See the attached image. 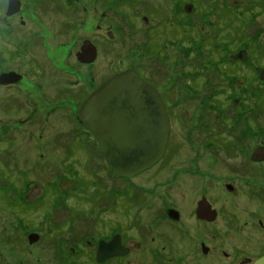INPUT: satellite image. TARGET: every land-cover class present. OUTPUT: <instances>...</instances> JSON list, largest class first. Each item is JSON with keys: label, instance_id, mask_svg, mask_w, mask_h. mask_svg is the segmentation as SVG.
I'll return each instance as SVG.
<instances>
[{"label": "rangeland", "instance_id": "374dc122", "mask_svg": "<svg viewBox=\"0 0 264 264\" xmlns=\"http://www.w3.org/2000/svg\"><path fill=\"white\" fill-rule=\"evenodd\" d=\"M6 1L0 0V70L25 78L0 87V199L1 192L23 193L25 181L44 185L37 192L53 195V208L67 215L63 226L76 228H62L63 236L75 232L83 247L85 236L120 228L128 241L142 239L144 248L126 264H247L264 254V159L250 158L264 146V0H20L12 16ZM187 2L190 12L183 11ZM84 39L97 47L91 64L74 58ZM244 48L246 61L231 57ZM126 69L164 95L175 136L157 164L119 178L75 113L95 87ZM60 177L76 188L59 190ZM203 196L217 210L212 222L194 214ZM39 218L48 234L53 219ZM21 221L0 206V233L22 232ZM11 243L0 249L13 264L76 261L52 247L32 246L30 259L17 256L4 246Z\"/></svg>", "mask_w": 264, "mask_h": 264}, {"label": "water", "instance_id": "95a60500", "mask_svg": "<svg viewBox=\"0 0 264 264\" xmlns=\"http://www.w3.org/2000/svg\"><path fill=\"white\" fill-rule=\"evenodd\" d=\"M18 10L19 0H9L7 14ZM95 55L94 45L85 41L78 58L91 62ZM231 57L246 59L245 49ZM260 75L264 78V70ZM77 114L79 123L95 137L110 168L119 176L148 169L163 155L169 133L165 105L154 86L134 69L107 78L82 102ZM254 155L256 161L264 159V146ZM197 214L207 220L215 218V210L204 197L198 202ZM102 244L100 258L120 252L116 244ZM202 250L207 252L208 247L202 245ZM251 264H264V254Z\"/></svg>", "mask_w": 264, "mask_h": 264}, {"label": "flooded vegetation", "instance_id": "af4514ba", "mask_svg": "<svg viewBox=\"0 0 264 264\" xmlns=\"http://www.w3.org/2000/svg\"><path fill=\"white\" fill-rule=\"evenodd\" d=\"M8 4H9V0L6 1L5 14L7 16H12L15 12L12 13V14H7ZM20 6H21V1L19 0V10H20ZM192 8H193V5L190 2H187V3L183 4V11L184 12H186V11L190 12L192 10ZM16 13H17V11H16ZM142 19H143V22H147L149 20V18H147V16H143ZM4 21H5V19H4ZM85 41H90L94 45V47L96 48L95 58L91 62L81 61L78 58V53L80 52L81 48L83 47ZM1 49H3V46H2ZM1 51L2 50H0V57H3V52H1ZM7 52H8V55H9L10 50H7ZM245 52H246V59L239 60V61H246L248 59V56H249L248 53L249 52L247 51V49H245ZM74 54H75L74 58L76 59L77 62H80L82 64H91L92 62L95 61V59L97 57V47L90 39H84L82 41L81 45L79 46V48L75 50ZM263 69L264 68H262L259 71V77L260 78L263 77V76L260 75L261 71ZM18 71L19 70L16 71V70L11 69V68L5 69V70H0V87L9 88V87H11V86H13V85H15L17 83L23 82L24 78H25L24 74L22 72H18ZM39 71H41L40 67L38 69V72ZM136 72L141 77H143L138 71H136ZM115 73H117V72H115ZM146 81H148V80H146ZM71 83H72V81H70V84ZM149 83L152 86H154V88L160 94V97H161V99H162V101H163V103L165 105L166 113H167V116H168L169 133H168V140H167V143H166V147H165V150H164L163 155H162V157H163L165 155V153L169 152V146L168 145L171 144V142H172V140L174 139V136H175L174 120H173L172 110L171 109H167V104H166L167 102H166V99H165L164 95H162L160 93V90L158 89V87L156 85L152 84L151 82H149ZM97 87H95L92 90V92ZM92 92H90L87 95V97ZM75 117L77 119L76 113H75ZM77 121H78V119H77ZM6 128L9 130L10 126L8 124H6ZM83 128H85V127H83ZM90 135H92V134L90 133ZM211 137H213V134L211 135ZM216 137H218L217 143L222 141L220 136H219V132H218V135H216ZM224 138H225V136H224ZM211 140L213 141V143L215 142L214 139L211 138ZM212 141H210V142L212 143ZM214 144L216 145V143H214ZM219 147L224 151V149H223V147L221 145ZM256 149H254L253 152L251 153V156H250L251 161H256V160H254V158L256 156V155H254V152H255ZM162 157L156 163H154L151 167H153L155 164H157L162 159ZM261 161H263V159L262 160H257L256 162H261ZM145 170H147V169H145ZM145 170H142V171H145ZM142 171H140L138 173H141ZM119 178H125V177L120 176ZM23 184L27 185L26 189H24L23 193H21V191H22L21 189H19L20 190L19 192L16 190L15 191V195L12 198V195H10L8 193L5 194L4 192H1L2 193L1 194L2 198L0 199V206H8L9 209L13 210V214H15V216H17V217L20 216V218L22 219V221H21L22 222V225H21V231L22 232H18L17 231L15 233V235H10L9 232L6 235V234H4V231H1V233H0V245H3L4 243H7V241L11 238V242L12 243L9 244V245H4V246H6V247L10 246V250H12V251L14 249H17V251H16L17 252V256H21V257L28 256L29 259H30L31 258V252H29V251H30V248L32 246H35V248H37V249L45 248V247H52L53 251H57L59 256L62 255L61 257H66V259H68V261H71L70 259H71V256H72L74 258V260H76V261H73L74 264H112V262H114V261L117 262V264H121V263L126 264L124 260L126 259V257H128V255H130L133 252L134 253H138L139 249L141 250L142 248H144L142 239H140V240L139 239H137V240H134V239L130 240L129 239V241H128L126 233L122 232L121 228H120V230L114 231V233H112L110 235L103 234V235H99L97 237L85 236L84 240H83L85 247H83L82 246L83 244L81 242L77 241L78 237L76 236L75 232H67L68 234L63 236L64 232H61L62 228H65L66 230H67L68 227H70L71 229H75V230H76V228L74 227V224L71 225V226L67 225L66 226L67 228L65 226H63V223H65V221L67 219V215H61L53 208V206L55 205L54 196L50 195V194H46L44 192H43V194H41L40 193L41 191L37 192L36 188L38 189V186L40 184L35 182V181L33 183H30V181H25V183H23ZM62 185H64L65 187L63 188ZM57 186H58L59 190H61V191L64 190V193H66L69 190H74L76 188L77 184H76L75 180H71V179H68V178L60 177V178L57 179ZM7 187H9V186H6V188ZM44 188H45L44 185H40V190H44ZM35 190H36V192H34ZM125 190L127 191V189H125ZM141 194H143V193H141ZM59 196H63V194H60ZM203 197L207 200V198L205 196H203ZM203 197H201L200 199L197 200L196 206L194 208V214H195L196 218L198 220H200V221L212 222L217 217V210H216V208H214L212 206V203L209 202L208 200L207 201L210 203L211 208H213L215 210V218L213 220H207L206 218L205 219L204 218H200L198 216V214H197L198 202ZM64 201H66V200L64 199ZM15 208H18V209L20 208V209L16 211ZM65 208L67 210L69 209L68 207H65ZM41 211H42V214H43V212L48 213V216L46 214H44V215H46V217L43 218L42 215H41ZM68 212H69V210H68ZM165 212L172 219H178V217H179L178 216V211H176L174 208L168 207L165 210ZM54 214H56L57 216H54ZM37 218H39V222H40V220H42L45 223L47 222V219H49V218L53 219V221L50 222V227H49L48 234H45L43 232V227L37 222V220H35ZM258 224L260 226L264 225L262 223L261 219H258ZM24 228H26L28 230L24 231ZM30 229H33V230H30ZM8 230L10 231V228H8ZM44 239H46L47 241H44ZM42 243H45L44 244L45 246H43V245L39 246ZM102 243H108L109 245H110V243L111 244H116L120 248V252L119 253H115V254H108V255H105L104 257L100 258V257H98V251H99L100 245ZM202 245H205V243L204 242L200 243V248L201 249H202ZM167 246H168V244H167ZM167 246L163 247L164 251H165V249H167ZM101 247L103 248L105 246L102 244ZM62 248H63V250H61ZM27 249H28V252L25 251ZM64 249H65V251H64ZM90 250H93V251H90ZM208 250H209V247H208ZM208 250H207V252H208ZM6 252L7 251L5 249H3V248L0 249V263L3 262L4 264H13V261L5 254ZM207 252H203V253L206 254ZM61 253H66V254L63 255ZM37 254L39 255V258H41L42 255H43L42 252H40V253L37 252ZM224 254L226 255L227 253L225 252ZM261 255H263V253L262 254H258L253 259H248L247 260V264H251L256 258L260 257ZM141 259H142V257H141ZM156 261L157 260H154V261L150 262L149 264H157ZM160 261L161 262L159 264H162L163 262H162L161 259H160Z\"/></svg>", "mask_w": 264, "mask_h": 264}, {"label": "bare ground", "instance_id": "6f19581e", "mask_svg": "<svg viewBox=\"0 0 264 264\" xmlns=\"http://www.w3.org/2000/svg\"><path fill=\"white\" fill-rule=\"evenodd\" d=\"M264 70V69H263ZM79 109V108H78ZM78 109H77V111H76V114H77V112H78ZM77 117H78V114H77ZM78 119V118H77ZM136 174H138V173H135V174H131V175H123V176H125V177H132V176H134V175H136ZM119 176V175H118Z\"/></svg>", "mask_w": 264, "mask_h": 264}]
</instances>
